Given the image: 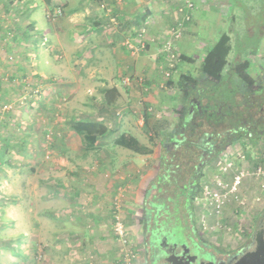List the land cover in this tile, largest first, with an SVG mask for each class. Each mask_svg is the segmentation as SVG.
Here are the masks:
<instances>
[{"label": "crops", "instance_id": "obj_1", "mask_svg": "<svg viewBox=\"0 0 264 264\" xmlns=\"http://www.w3.org/2000/svg\"><path fill=\"white\" fill-rule=\"evenodd\" d=\"M169 1L0 0V97L13 108L14 98L34 93L20 98L27 107L21 115L12 109L0 120L12 127L0 145L10 168L0 173V248L13 254L0 264H83L85 256L89 264H120L115 198L137 243V207L149 217L152 195L176 165L174 150L147 137L170 126L155 114L168 109L157 87L158 52H133L124 43L137 45L140 16L148 15L141 24L151 28L177 21ZM78 124L99 125L101 134L86 143L73 130ZM123 137L150 152L119 144Z\"/></svg>", "mask_w": 264, "mask_h": 264}, {"label": "rangeland", "instance_id": "obj_2", "mask_svg": "<svg viewBox=\"0 0 264 264\" xmlns=\"http://www.w3.org/2000/svg\"><path fill=\"white\" fill-rule=\"evenodd\" d=\"M176 1L179 0L169 2H173L172 8L176 9L174 13L178 16L177 21L174 19L168 23L166 19H163L162 24L159 22L161 26L154 24L151 28L149 23L142 26L141 23L143 22L138 17L137 27H140L137 28L136 35L141 33L140 39L144 43H151L146 49L142 48L140 51L145 50L148 52L156 50L158 52L157 62L159 61L158 70L165 69L167 53L162 52V47L168 39L169 29L177 26V22L179 21V13L177 11L184 8L187 1L194 4L190 21L180 31V38L173 42L174 45L170 51L178 56L177 66L172 68L168 82L163 81L158 74L160 83H158L157 87L159 91L166 92L164 97L167 99L168 109L157 111L155 114H158V117H161L170 126H167L168 129L162 133V136H157L154 133L151 136L147 135L152 146H155V141L156 143L160 142L164 144L166 147H171L175 152L172 165L178 166V168L174 169H183V172H186L184 174H189L197 160V158L192 157L196 156V151L189 142L186 144V147L189 144L187 148L182 147V142H179L181 140H177L176 138H173L175 141L174 145L179 144L180 146L178 145L179 148L176 146L177 149L172 147V135L170 133L176 136L179 133L176 132L179 128L178 119L183 117L186 112L187 98L197 95L198 90L200 91L202 87L210 85L209 81L202 78L200 74L202 59L220 35L223 33L228 34L232 50L228 58L229 65L225 68L223 74L230 73L229 67L235 65L237 62L248 60L249 68L247 75L249 82L247 85H254L258 81L264 84V6L261 8L260 0H184L183 5L181 1ZM169 2L167 4L164 3L162 7L164 9L167 8ZM170 12H173V10H170ZM140 30L144 32L142 33ZM138 39L139 37H137V43ZM3 57H5V54H3ZM181 75L191 77L192 79L188 83L186 82V85L184 84V87L180 89L182 92L179 91L177 86V81ZM232 81L234 86L239 85L236 76H233ZM162 82H165L163 87H161ZM247 85L245 84V86ZM224 89L222 88L221 91ZM31 91L30 89L29 93L20 94L17 98H14L16 102L13 108L10 106L12 100H4L3 97H0V120L6 121V119H2L12 109L13 113L19 111L20 115L25 110L24 108L27 110V107L20 103V98L25 95V100L28 98L32 99L34 93ZM203 92H206V90ZM198 97L200 98V96ZM4 105L8 107L4 108ZM175 108L179 110L178 114L175 113ZM216 127L213 130L214 134L223 133L222 127ZM209 128L210 126L204 123L201 129L195 131V136L200 135L202 130L211 133L212 129ZM11 130L12 127L7 128V124L2 127L0 126V145L2 141H5L7 133L12 135L10 134ZM186 135L188 136V133ZM194 140L193 138L189 141ZM6 162L5 158H0V173L4 172L3 169H10L9 165H6ZM159 163H161V159L157 161V165ZM18 164L21 166V160H18ZM159 168L161 169V167ZM176 170V173H174V170L172 171V176L169 175L168 178L170 180L167 179L169 182L159 184L162 188L161 192L170 193L172 189L171 185L174 182L172 179L180 178L181 171L177 172ZM263 171L264 130L262 134H259L255 138H235L224 143L222 149H219L214 159L210 161L209 166L201 170L200 179L195 190L192 192L190 203L186 204L188 211L190 210L194 215V220L191 218L187 222L189 234L197 236V239H200L201 242H206L212 249H217L222 253H229L232 255L231 261L238 257L237 255L233 258L234 254L238 251L237 249L241 246L248 247L251 244L253 240L252 234H255L260 229L262 220L264 219V176L260 173ZM160 175L161 171L158 173V176ZM213 194H218L219 196L225 195L224 204L219 211L211 204L213 200L210 197ZM143 209L144 205L137 207V243L132 242L129 233V238L132 242L131 246L135 252L132 264H153V253L154 251L157 253V248H150L152 241L150 232L156 225L162 224L163 218L161 214L166 210H160V212L156 213L155 208H152L149 217H147ZM185 219H188L187 215H185ZM163 229L162 227L160 231H163ZM168 229L169 225L165 230ZM208 230L212 232H206ZM192 231L194 232L192 233ZM218 234L233 236L234 240L219 242ZM248 235H252V238H248ZM116 242L119 244L117 239ZM117 247L118 250L121 249L120 244ZM0 249L3 251L0 252V262L3 260L10 261L9 257L13 256L11 250ZM17 252L21 254V251ZM83 258L86 260L83 264H89L88 257L85 256ZM116 260H120V258ZM16 261L21 264L20 258H16ZM35 261L34 264H40L36 258Z\"/></svg>", "mask_w": 264, "mask_h": 264}, {"label": "flooded vegetation", "instance_id": "obj_3", "mask_svg": "<svg viewBox=\"0 0 264 264\" xmlns=\"http://www.w3.org/2000/svg\"><path fill=\"white\" fill-rule=\"evenodd\" d=\"M237 82L239 85L230 88V104L217 98L212 103L209 101L212 94L203 92L207 90V86L200 87L201 89L200 91L198 90L197 95L187 98V100L193 99L195 104L192 105L193 107L186 104L185 114L178 119L179 128L176 132L179 133L177 136L170 133L172 135V147L176 148L179 145H174L175 141L173 138L181 140L179 142H182L181 146L185 148L189 146L188 144L186 147L187 142L191 143L196 151V157H193L198 158V162L194 164L189 174H184L186 172H183V169H174V173H176V170L177 172L181 171V174L180 178L172 179L174 182L171 185L170 193L161 192L162 188L160 187L158 194L152 195L154 200L153 209L155 208L156 212L166 209L161 214L163 218L162 224L156 225L150 232L152 239L150 248H157V253L155 251L153 253V264H159L162 259L169 256H174L175 259H177V256L180 257L181 263L189 262L190 257H194L195 261L193 264H200L205 258L211 259L214 264H230L234 260L231 261L229 253H222L217 249H212L206 242H201L200 239H197V236L189 234L187 222L192 218V213L190 210L188 211L186 204L190 203L192 192L199 182L201 170L209 166L210 161L214 159L219 149H222L224 143L235 138H255L262 134L264 130V84L258 81L254 85H247L248 80L241 81L238 78ZM198 99L200 101H197ZM186 118L188 119L186 120ZM204 123L210 126L209 129H212V132L207 133L202 130L200 135L195 136V131L201 129ZM216 126L222 127L223 133L214 134L213 130L217 128ZM193 138L195 139L194 141H189ZM170 150H172L171 147H166L165 151ZM162 178L163 176L160 175L159 180L162 181ZM167 179L169 178H166L165 184L169 182ZM143 210L146 215V209L144 208ZM185 215L188 217L187 220ZM263 221L264 219L261 227ZM168 225L169 229L165 230ZM162 227L164 229L160 231ZM195 254L197 258H195Z\"/></svg>", "mask_w": 264, "mask_h": 264}, {"label": "trees", "instance_id": "obj_4", "mask_svg": "<svg viewBox=\"0 0 264 264\" xmlns=\"http://www.w3.org/2000/svg\"><path fill=\"white\" fill-rule=\"evenodd\" d=\"M260 4H261V8H263L264 0H260ZM147 16H143V17L140 16V19L143 20ZM185 24L186 23H184V27H185ZM231 50H232V47L230 43V36L228 34L223 33L219 37L217 42L205 54L200 64V74L202 78L208 80L210 84L207 87L206 93L212 94L211 98L209 99V101H211L212 103H214L217 98L219 100H222L230 104V96H231L230 88L234 87L233 81H232L233 76H236L241 81L248 80V75H247V70L249 68L248 60L237 62L235 65H232L229 67L230 73L223 74V71L229 65L228 58L231 53ZM159 73H160L159 75L162 78L164 72L160 71ZM191 80H192L191 77H185L181 75V77L177 81V86H178L179 91L182 92L180 89L184 87V84L186 85V82L188 83V81H191ZM222 88L223 89L225 88V89L221 91ZM184 94H185V91H184ZM197 101H200V99H198ZM186 104H188V106L189 105L192 106L195 103L193 99H190V100H186ZM175 110H176L175 113L178 114L179 110H177L176 108ZM187 119L188 118H186V120ZM73 130L86 143H91V144L94 143L96 135L101 134V127L96 124H78L73 127ZM119 144H123L127 148H131L135 150L136 152H140L142 154H147L150 152V150L140 145L134 138L123 137L121 141L119 142ZM112 211H113V200H112V207H111V215H112Z\"/></svg>", "mask_w": 264, "mask_h": 264}, {"label": "built area", "instance_id": "obj_5", "mask_svg": "<svg viewBox=\"0 0 264 264\" xmlns=\"http://www.w3.org/2000/svg\"><path fill=\"white\" fill-rule=\"evenodd\" d=\"M194 4L192 2L187 1L185 4L184 8L179 9L177 12L179 13V21L177 22L176 27H171L169 29V36L162 47V52L167 53V56L165 58V69H161V72L163 71V81H168V79L171 76V70L173 67H176L178 64V56L174 52H170L172 47H173V42L177 39L180 38V31L184 29V23H187L190 21V17L192 16V11H193ZM142 33L144 32L143 30H140ZM135 34H137V31H135ZM141 34V33H140ZM140 34L136 35L139 37L137 45L132 44L130 41H126L124 43L125 46L128 47L130 51L133 52H139L143 48V41L140 39ZM165 82H162L161 87ZM23 100H25V95H23ZM23 103V102H22ZM7 105H4V108H7ZM260 171V169H258ZM262 176H264V171L260 172ZM238 184V182H236ZM213 202L211 204L214 205L215 209L217 211L220 210L221 206L224 204V198L225 195H218V194H213L212 197ZM121 200L120 198H115L113 201V211H112V231L114 236L116 237L117 241L121 245L120 249V264H132L134 258H135V252L132 249L131 246V241L129 238V229L123 222V219L120 214V204ZM118 261V260H117ZM115 264H118L115 262Z\"/></svg>", "mask_w": 264, "mask_h": 264}, {"label": "water", "instance_id": "obj_6", "mask_svg": "<svg viewBox=\"0 0 264 264\" xmlns=\"http://www.w3.org/2000/svg\"><path fill=\"white\" fill-rule=\"evenodd\" d=\"M169 256L165 259H162L159 264H191L194 263V257H190V261L181 263L180 257ZM195 258L197 255L195 254ZM179 262H178V261ZM200 264H214L211 259L205 258ZM230 264H264V221L262 227L254 235L252 243L244 249L238 257H236Z\"/></svg>", "mask_w": 264, "mask_h": 264}]
</instances>
